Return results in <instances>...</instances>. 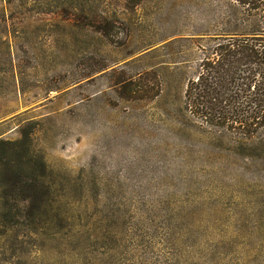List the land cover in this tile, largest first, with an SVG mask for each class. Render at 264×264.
I'll return each instance as SVG.
<instances>
[{
    "label": "rangeland",
    "instance_id": "rangeland-1",
    "mask_svg": "<svg viewBox=\"0 0 264 264\" xmlns=\"http://www.w3.org/2000/svg\"><path fill=\"white\" fill-rule=\"evenodd\" d=\"M237 6L0 0V264H264V133L185 105Z\"/></svg>",
    "mask_w": 264,
    "mask_h": 264
},
{
    "label": "trees",
    "instance_id": "trees-1",
    "mask_svg": "<svg viewBox=\"0 0 264 264\" xmlns=\"http://www.w3.org/2000/svg\"><path fill=\"white\" fill-rule=\"evenodd\" d=\"M234 2L235 28L204 48L185 105L211 128L252 138L264 133V0Z\"/></svg>",
    "mask_w": 264,
    "mask_h": 264
}]
</instances>
